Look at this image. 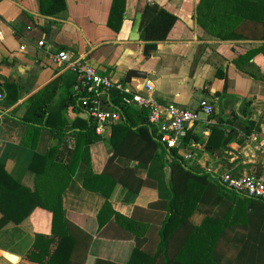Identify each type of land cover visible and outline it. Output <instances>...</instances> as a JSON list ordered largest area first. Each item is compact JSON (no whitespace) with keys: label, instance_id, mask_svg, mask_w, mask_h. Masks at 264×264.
Here are the masks:
<instances>
[{"label":"crops","instance_id":"0c3cea01","mask_svg":"<svg viewBox=\"0 0 264 264\" xmlns=\"http://www.w3.org/2000/svg\"><path fill=\"white\" fill-rule=\"evenodd\" d=\"M52 1L0 0V86L5 92L0 101V164L16 182L35 191L36 175L29 168L36 154L46 155L61 143L69 150L75 147V138H57L46 123L64 125L67 133L90 125L86 99L75 92L78 75L51 62V52L62 50L128 87L151 81L161 103L198 110L208 100L214 115L201 114L189 127L199 141L183 148L181 155L193 154L186 161L195 172L219 179L264 178V0H126L122 16L113 14L115 0H64V10L51 16L47 11ZM160 9L177 21L167 40L146 53V27ZM137 16L141 40L132 41ZM40 41L46 42L44 48ZM73 98L77 106L71 104ZM45 102L44 126L33 148L34 109ZM104 108L117 110L111 97ZM135 112L131 119L137 130L141 123ZM218 119L228 134H238L227 148H207ZM251 123L254 129L246 136L241 126ZM121 124L107 128L102 141L90 146L92 172L100 177L90 186L97 190L85 187L86 169L80 166L63 194L68 230L76 243L72 259L78 264H128L137 236L149 239L147 252L157 251L167 215L162 198L166 192L150 179L151 165L124 156L109 163L111 139ZM243 136L246 140L239 143ZM125 169L144 180L140 191L113 183ZM170 169L167 165L168 191ZM204 218L199 211L191 221L199 226ZM127 219L140 226H131ZM52 231L53 214L43 208L21 224L7 225L0 230V264H48L61 241ZM9 254L19 261L11 262Z\"/></svg>","mask_w":264,"mask_h":264},{"label":"trees","instance_id":"16d2710c","mask_svg":"<svg viewBox=\"0 0 264 264\" xmlns=\"http://www.w3.org/2000/svg\"><path fill=\"white\" fill-rule=\"evenodd\" d=\"M125 5L126 0H115L113 14L122 16ZM64 8V0H53L47 14L58 15ZM176 21L177 18L164 9L155 14L146 27V53L167 40ZM110 97L112 105L121 112L122 124L117 129L119 140L117 131L111 139L114 153L109 163L124 156L151 165L150 179L157 180L160 189L166 192L162 198L167 215L159 230L157 251L147 252L144 245L150 243L149 239L137 236L128 264H264V200L242 196L228 189L214 175L195 172L181 155L180 148L169 149L162 143L157 130L148 122L147 112L137 111L141 125L134 130L131 118L136 112L123 104V96L116 90L110 93ZM71 104L77 106L78 102L73 98ZM34 112L36 119L30 129L37 136L31 146L36 148L47 113L46 102L36 106ZM218 122L219 126L213 127L207 148H227L238 134L237 130L228 134L222 129L223 120L218 119ZM88 123L86 129L71 133L64 132V125L55 128L50 123L45 124L57 131V138H75L76 142L72 150L61 143L62 150L60 145H55L46 155L36 154L29 168L36 175L35 191L16 182L0 164V230L12 223H23L37 208L50 211L53 214L52 232L61 237V241L48 264H78L72 259L76 243L68 230L63 194L80 166L86 169L85 187L97 190L90 186L100 178L92 172L90 146L102 138L96 134V123L92 120ZM254 125L241 126L246 136L251 135ZM246 136L238 142L243 143ZM198 141L197 136L187 132L182 146L190 148ZM167 165L171 168L169 191L165 187ZM111 180L135 192L144 184L133 169H125L119 179ZM199 211L205 214V218L198 226L192 223L191 217ZM99 218L103 219V215ZM127 222L134 227L140 226L130 219Z\"/></svg>","mask_w":264,"mask_h":264},{"label":"built area","instance_id":"2783aa9c","mask_svg":"<svg viewBox=\"0 0 264 264\" xmlns=\"http://www.w3.org/2000/svg\"><path fill=\"white\" fill-rule=\"evenodd\" d=\"M45 44V41L38 42L41 48H44ZM50 59L55 66L78 75L79 81L75 85V92L84 94L81 98L86 99L84 103L87 107V116L96 123V134L100 137H105L107 128L122 120L120 111L104 108L113 90L123 96V104L127 107L138 112H147L150 126L157 130L162 143L169 149L184 150L182 142L189 127L201 120V114L212 118L215 112L213 105L205 99L201 101L198 110H187L173 104L161 103L154 96L151 81L135 87L114 82L109 77L100 75L87 60L76 57L66 50L51 52ZM4 98L5 92L0 86V101ZM260 153L264 159V148L260 149ZM184 157L188 160L193 154H186ZM220 181L228 189L242 196L264 200V178H257L254 175L245 178L224 175L220 177Z\"/></svg>","mask_w":264,"mask_h":264},{"label":"water","instance_id":"95a60500","mask_svg":"<svg viewBox=\"0 0 264 264\" xmlns=\"http://www.w3.org/2000/svg\"><path fill=\"white\" fill-rule=\"evenodd\" d=\"M139 31H140V16H137L136 21H135V24H134L133 31H132V41H139V40H141V36H140ZM8 259L11 262H13V263H17L19 261V257L16 256V255H13V254H9L8 255Z\"/></svg>","mask_w":264,"mask_h":264}]
</instances>
